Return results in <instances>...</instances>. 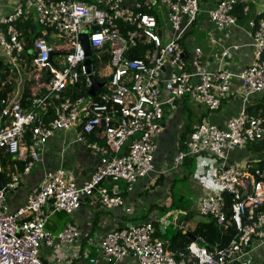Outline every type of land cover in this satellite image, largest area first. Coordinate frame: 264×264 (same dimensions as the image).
<instances>
[{
	"label": "built area",
	"instance_id": "obj_1",
	"mask_svg": "<svg viewBox=\"0 0 264 264\" xmlns=\"http://www.w3.org/2000/svg\"><path fill=\"white\" fill-rule=\"evenodd\" d=\"M201 2L15 0L12 12L0 16L3 67L9 72L32 68L30 78L39 81L43 77L41 86L45 91L32 99L30 109H23L19 102L2 100L0 118L5 125L0 126V155L8 154L23 162L22 173H27L39 163V150L55 132L74 129L77 141L101 156L96 170L79 186L66 170L46 171L26 204L15 211L9 210L6 193L18 188L19 176L9 177L0 188V264H41L42 246L57 254V264L73 256L72 246L80 232L71 224L57 233L48 231V207L70 215L97 193L104 210L119 208L130 213L120 184L132 192L141 179L154 172L164 107L174 109L176 102L188 94L208 111H218L233 94L235 82L242 101L238 114L222 128L202 123L188 134L186 149L178 152L172 162L177 166L189 156L202 154L222 162L211 173L213 194L203 197L197 210L213 217L223 229L235 228L238 237L214 252L194 242L185 250L174 251L156 237L153 223L146 222L109 232L100 240V246L109 264L121 263L127 256L136 258L138 264L253 263V250L264 244V212L260 211L264 175L259 169L249 173L224 164L232 152L264 139L262 118L248 111L251 97L264 90V13L247 24L255 48L250 66L231 72L220 61L217 67L208 68L201 62L199 48L189 60L182 47L201 11ZM236 4L234 0L219 1L206 11L209 21L218 30L237 26L233 14ZM242 13L246 14L247 8ZM20 24H33L41 29V35L26 44L17 28ZM84 32L88 34L90 60L93 54L100 59L103 53H108L110 59L99 73L105 81H98L103 86L95 96L73 99L64 96L67 86L84 77L89 90L88 77L94 78L95 73L91 61L90 71L85 64L88 57L81 42ZM140 36L151 48L143 58H132L130 51ZM226 54L224 51L222 56ZM52 101L56 109L55 117L50 119ZM91 137L103 140V144L90 141ZM106 180L112 183L109 189L101 187ZM225 195L230 196V205Z\"/></svg>",
	"mask_w": 264,
	"mask_h": 264
},
{
	"label": "crops",
	"instance_id": "obj_2",
	"mask_svg": "<svg viewBox=\"0 0 264 264\" xmlns=\"http://www.w3.org/2000/svg\"><path fill=\"white\" fill-rule=\"evenodd\" d=\"M219 1L221 0H202L201 11L195 25L182 41L183 51L185 58L190 60L194 49L199 48L201 62L206 67H217L221 61L224 69L239 72L253 63L255 48L247 24L250 20L262 16L264 13V0H234L243 8H247V13H242L241 20L240 16L235 15L238 18L237 26L222 30H218L209 21L206 12L215 7ZM14 5L15 0H0V16L11 13ZM224 51L227 54L222 56ZM1 54L0 52V60L3 59ZM2 68L4 69V67ZM21 72L24 76L16 75L13 81L19 79L24 81L17 84L13 92L7 95L5 100L8 102L22 103L23 92L25 86H27L26 81L33 79L30 78L32 74L29 73V69L21 70ZM104 74H106L105 71ZM7 79L11 80L9 77ZM235 83L233 94L223 102L218 111H208L199 103H197V107L193 106V101L188 94L176 102L174 109L169 108L167 105L164 107L163 132L157 140L154 172L144 180L139 181L132 192H127L124 184H120L121 195L131 208L130 213H126L119 208L104 210L98 202L99 196L97 193L86 198L80 208L70 215L53 211L51 207L46 209L48 221L45 228L48 231L57 233L63 230L67 224H71L77 227L80 232V236L72 246L73 256H69L68 260L62 264H109L104 258L100 240L109 232L128 224L152 222L153 225L154 223L158 225L159 230L160 227H163L164 230L161 233H165L169 222L173 221L177 215V213L169 211L172 208L181 207L182 203V199H176L174 196L169 195V190L173 189L176 183H185V185L198 192L195 204L191 205L189 209L194 211V215L188 224L184 223L181 226L184 228V232L194 230L196 225L205 218L214 220L211 216L199 213L197 206L203 197L213 194L215 187L212 183L211 173L220 168L222 162L208 154L189 156L177 166H174L172 160L178 152L186 149L185 143L188 134L202 123H210L222 128L230 117L238 114L242 107V101L240 93L236 89L238 82ZM27 87L33 98L43 89L41 83ZM250 102L251 105H264V90L254 94ZM2 121L4 120L0 118V125ZM94 140L97 143L101 141L97 137H93ZM263 144L264 139L248 145L245 149L232 152L224 165L239 168V170L245 169L249 173L259 169L264 175ZM39 155V163L29 172L18 173L16 171V173H13L19 176V183L17 189L6 193V204L10 211H15L26 204L32 188L42 180L46 171L66 170L73 175L76 184L79 186L90 178L100 164L101 158L99 153L92 152L83 143L77 141L74 129L55 132L39 150ZM10 172V167H8L7 171L1 173L4 183L9 180L11 175L8 173ZM111 185L112 183L106 180L102 182L101 187L109 189ZM160 209L164 211H160ZM195 215L202 216V218L197 220ZM163 221H165V224L161 225ZM171 223L177 226L176 222ZM156 237L161 239L157 235ZM196 238L204 242L202 238ZM163 241L166 242V240ZM192 242L196 243L190 240V243ZM205 248L207 247L205 246ZM218 249L222 248L214 247V251ZM39 257L41 264H57L55 261L57 254L48 247L42 246ZM252 258V264H264V244L253 250ZM91 259L94 260L93 263H89ZM117 264H138V261L134 257L127 256L121 263Z\"/></svg>",
	"mask_w": 264,
	"mask_h": 264
},
{
	"label": "trees",
	"instance_id": "obj_3",
	"mask_svg": "<svg viewBox=\"0 0 264 264\" xmlns=\"http://www.w3.org/2000/svg\"><path fill=\"white\" fill-rule=\"evenodd\" d=\"M242 9L243 6L240 4H236L235 9L233 11V14L236 16H240V20L242 18ZM238 19V18H237ZM17 28L21 31L22 36L24 38V41L26 44L30 45L32 44V41L34 38H37L41 35L40 28L34 27L33 24H20L17 26ZM33 34V35H32ZM151 48L150 44H144L143 38L141 36L139 37L138 44L135 48H133L130 51V57L132 58H143L145 56L146 50ZM110 56L108 53H103L100 56V59L96 58V54H93L91 57V66L94 70V78L97 81H105L103 78L99 76V73L102 68H104L107 63L109 62ZM30 63H28L29 67ZM2 72L0 73V111H1V102L2 100H5L7 98L8 94H11L13 90L15 89V85L11 82L8 83V69H1ZM44 78L42 77L39 81H35L34 79L26 81V85H37L39 83H43ZM25 86L23 96H22V103L21 106L23 109H30L31 108V101L33 99V96L31 95L28 87ZM45 91L42 89L37 93V96H40L44 94ZM64 96L76 99L79 97H88V88L86 86V81L84 77L79 78L73 85H68ZM55 109H56V103L52 101V105L49 108V118L52 119L55 117ZM248 111L255 117H260L264 121V105L261 106V104L257 105H250L248 107ZM264 123V122H263ZM5 123L2 121L0 126H4ZM26 140H29V135L26 134ZM90 141H93V137L89 139ZM101 140V139H100ZM102 141V143H100ZM99 143L103 144V140H101ZM264 146V144L262 145ZM0 165L3 168V173L7 171V168L10 167V173L9 175H12L13 173L23 172L24 163L21 161H17L15 158L8 154L0 155ZM228 204H231V198L228 195H225ZM179 203V202H178ZM180 204V203H179ZM170 210V209H169ZM160 211H164L163 209H160ZM260 211L264 212V203L260 207ZM169 212L171 213H177L175 219L171 222H176L177 226H174L173 223L169 222L167 229L165 233H161V231L158 229V225L154 223V226L157 229V236H159L161 239L166 240L168 242L169 249L174 251H182L187 248V246L190 243V239L188 238L190 236L200 237L204 240L206 243V247L208 251L212 252L214 251V247L217 248H224L229 243L236 239L239 235V232L235 230L233 227H228L227 229H223L222 227L218 226L214 220L210 218L203 219L202 222L198 223L194 230L189 231L187 230L184 232V228L181 226L184 225V223H189L192 216L194 215L193 210H185L182 209V207L178 208H172ZM172 219V216H171Z\"/></svg>",
	"mask_w": 264,
	"mask_h": 264
},
{
	"label": "rangeland",
	"instance_id": "obj_4",
	"mask_svg": "<svg viewBox=\"0 0 264 264\" xmlns=\"http://www.w3.org/2000/svg\"><path fill=\"white\" fill-rule=\"evenodd\" d=\"M41 31V29H39ZM45 33V32H43ZM32 68H30L29 73H32ZM107 72V70L105 71ZM24 76V74L21 71H10V73H8V77L12 80L7 79L8 81H10L12 84H14L15 86H17V84H21L24 80H14L13 78L15 76ZM192 104H194L193 106H196L197 103L196 102H192ZM197 107V106H196ZM201 109V108H199ZM144 179H141L140 181H142ZM179 190V191H178ZM169 195L174 196L176 199H182V203H181V207L182 209L185 210H189L191 205L195 204L196 199L198 198V192L197 190H193L191 189L189 186L185 185V183H176L173 187V189L171 188L169 190ZM202 216L199 215H195V219H201Z\"/></svg>",
	"mask_w": 264,
	"mask_h": 264
},
{
	"label": "water",
	"instance_id": "obj_5",
	"mask_svg": "<svg viewBox=\"0 0 264 264\" xmlns=\"http://www.w3.org/2000/svg\"><path fill=\"white\" fill-rule=\"evenodd\" d=\"M93 30H96L97 27H93L92 28ZM81 42L83 44V47H84V50H85V53H86V56L88 57L86 59V66L88 68V71H90V47H89V43H88V34L87 32H84L83 34H81ZM3 67V61L0 60V73L2 72L1 71V68ZM163 71L165 70L164 68L162 69ZM44 75V74H43ZM44 77L46 78L47 76L44 75ZM89 81H90V88L88 90V95L93 97L95 96L96 92L99 91L102 86H103V83L102 82H98L96 79H94L91 75L88 77ZM4 182L2 181V175L0 174V188H4ZM160 230L161 232L164 230L163 227H160ZM191 241H195L199 247H205L206 244L204 242H202L200 239L194 237V236H189L188 237Z\"/></svg>",
	"mask_w": 264,
	"mask_h": 264
}]
</instances>
